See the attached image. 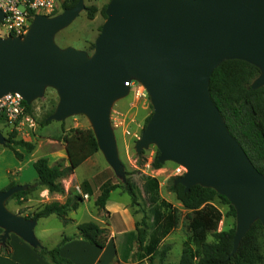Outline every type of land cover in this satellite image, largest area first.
Here are the masks:
<instances>
[{
  "label": "water",
  "instance_id": "obj_1",
  "mask_svg": "<svg viewBox=\"0 0 264 264\" xmlns=\"http://www.w3.org/2000/svg\"><path fill=\"white\" fill-rule=\"evenodd\" d=\"M86 9L78 0L55 15L36 14L23 36L0 37V97L20 92L28 104L56 89L59 101L46 120L84 114L117 176L127 181L111 123L114 103L135 80L147 90L153 112L136 141L141 154L151 144L161 163L186 172L175 179L188 191L215 189L236 209L234 255L253 223L264 225V174L229 131L211 97L214 70L228 59L256 65L252 88L264 86V0H110L94 50L56 42L58 32ZM5 18L0 8V22ZM6 136L0 129V144ZM29 184L0 190V234H16L33 247L38 218L12 211L7 201Z\"/></svg>",
  "mask_w": 264,
  "mask_h": 264
},
{
  "label": "trees",
  "instance_id": "obj_2",
  "mask_svg": "<svg viewBox=\"0 0 264 264\" xmlns=\"http://www.w3.org/2000/svg\"><path fill=\"white\" fill-rule=\"evenodd\" d=\"M77 2L78 0H63L62 9L72 7ZM106 6L102 9L105 18L107 17ZM86 10L88 17L93 19L98 8L91 5L87 6ZM57 13L58 11H55L53 15ZM94 46L95 43L91 44V48ZM259 74L260 69L248 61L242 59L224 60L211 76L210 92L229 131L240 142L259 171L264 174V86L252 88V83ZM25 107L28 113L34 114L33 104H28L25 101ZM54 110L55 107L49 114ZM150 116L147 117L145 126ZM64 141L70 165H65L63 161L50 164L47 157L37 158L34 167L38 177L29 183L26 190L15 193L12 197H22L42 189H48L49 193L64 194L66 188L62 179L74 173L77 167L99 151L98 141L91 127L70 128L64 136ZM17 146L24 147L28 153H32L35 149L34 143L17 138V134L13 132L7 138L4 147L13 150L18 159H23L24 154L16 148ZM143 153L144 151L141 154ZM158 156L159 150L152 162L154 168L163 166V163L159 162ZM10 178L11 181L6 189L18 184L12 175ZM176 178L171 179L169 188L176 194L182 205L191 211L189 215L191 235L183 243L181 257L177 264H260L262 257L258 244V228H264L262 222L257 220L253 223L238 251L233 255L236 225L229 229L219 230L223 212L214 201L220 200L228 204V214L233 217H236L235 207L227 197L211 187L197 184L186 191L184 185L175 183ZM142 181L141 186L131 178H127L126 182L106 181L101 185L95 203L99 210H104L113 190L120 188L128 193L131 196V205L140 206L144 212V216L136 224L135 236L138 241V249L133 254L132 261L143 262L146 259L152 261L158 252L161 255L160 259L163 260L167 250L171 248L166 245L160 249V246L177 227L178 210L161 196V182L157 176L143 174ZM86 185L87 182L83 183L84 188ZM84 199L77 191L70 190L64 202L53 200L41 203L26 217L39 219L56 214L62 218L64 223H68L72 221L68 217L69 212L78 209ZM78 231L80 237L99 247H105L108 242L109 231L96 221L78 224ZM210 235L213 237L212 240H209ZM73 237L64 236L52 248L42 244L35 249L40 255L48 258L52 264H74L72 260L62 256L60 251L61 246ZM0 254L3 256L12 255L9 239L3 243L0 238Z\"/></svg>",
  "mask_w": 264,
  "mask_h": 264
},
{
  "label": "rangeland",
  "instance_id": "obj_3",
  "mask_svg": "<svg viewBox=\"0 0 264 264\" xmlns=\"http://www.w3.org/2000/svg\"><path fill=\"white\" fill-rule=\"evenodd\" d=\"M110 0H85L86 7L95 5L98 8L93 19L88 17L87 10H83L80 15L67 27L57 33L56 42L61 47L72 46L78 49H85L90 53L94 50L91 48V44L95 43L97 35L101 31V26L105 21V16L102 13V9L108 4ZM58 5L56 11L61 12L63 0H57ZM2 37V36H0ZM132 82V85H131ZM129 83V82H128ZM131 86L130 93L119 100H117L112 108L111 123L114 129L118 150L121 160L124 163L127 178H131L136 181L140 186L142 184V175L150 174L157 176L161 182V196L171 202L178 210L179 222L176 228L164 239L160 249L166 245L171 249L167 250L163 260L160 259V252H158L155 258L150 261L149 259L143 262L135 264H177L181 257L183 243L191 235L190 218L191 211L186 209L182 203L177 199V196L169 188L170 181L174 177L183 175L186 172V168L173 161H166L160 168H154L152 162L157 156L158 148L155 144H151L147 149L143 150V154H138L135 148L136 141L139 139L142 130L144 129L146 119L153 112V107L150 101V96L145 87L135 81H130ZM59 101V96L53 87H47L43 96L36 98L32 104L34 106V114L32 115L35 120V125H27V134L15 131L10 125H7L4 121L0 120V129L8 138L11 133L15 132L17 138L24 139L26 141L35 144V149L32 153H28V158H36L44 153L51 154L52 150L56 153L65 152L64 136L72 127H91L90 120L84 114H76L68 117L63 121L50 120L47 122L46 118L49 113L56 108ZM56 105V106H55ZM50 139L57 140L60 146L51 147ZM18 147V146H17ZM16 147V148H17ZM93 158V165L88 170L87 165L83 164L78 168V174L80 177L88 176L92 174V168L106 167V172H103L98 179H102L106 175L109 179L107 181L112 182H124L123 179L116 175L114 170L106 161L101 151ZM67 154V152H66ZM13 150L4 147L0 144V164H3L7 168H10V173L13 175L14 160L17 161ZM22 160V159H19ZM58 161H63L60 159ZM57 161V162H58ZM65 163V162H64ZM184 167V168H182ZM185 169V170H183ZM128 173V174H127ZM70 176V175H69ZM65 178H68L65 177ZM65 178L62 179L65 184ZM7 187V185H6ZM3 187V189H6ZM0 189V190H3ZM70 190L77 191L76 184L73 185ZM40 191L24 195L22 197H10L7 201V206L15 212L20 214H31L33 210L41 203L50 201L46 197L39 196ZM30 197H34L36 200L28 201ZM41 197V198H40ZM44 199V200H42ZM111 200L121 202L132 207L134 213L138 217V221L144 216V212L138 205H131V196L120 190H114L111 194ZM215 204L223 212V218L219 224V230L229 229L236 225V217L230 216L229 205L215 200ZM30 204L27 206V204ZM71 217L82 221H90L96 215L95 211V196L93 195L90 200H86L81 207L75 212H71ZM119 215H116L114 221L118 219ZM151 220V217H149ZM43 228L47 229L46 233H43ZM76 231L75 223H64L62 218L57 215H51L49 217L40 218L35 233L43 245L53 244L54 241L60 236V239L69 234H73ZM3 232V230H2ZM1 232V233H2ZM0 233V234H1ZM46 235V239L44 237ZM212 235L209 236V240H212ZM59 242V241H57ZM258 244L261 253V262L264 264V228H258ZM48 247V246H47ZM50 248V247H49ZM138 246H133L131 250L137 249ZM46 258V257H45ZM48 259V258H47ZM132 262H130L131 264Z\"/></svg>",
  "mask_w": 264,
  "mask_h": 264
},
{
  "label": "crops",
  "instance_id": "obj_4",
  "mask_svg": "<svg viewBox=\"0 0 264 264\" xmlns=\"http://www.w3.org/2000/svg\"><path fill=\"white\" fill-rule=\"evenodd\" d=\"M50 140L51 142H53L50 143V146L52 148L55 146H60L59 143H56L58 142L57 140ZM17 149L24 154V157L22 160H14V170L12 172L13 175L10 173V168H7L3 164H0V189H3V187H6V185L10 183L11 175L13 176V179L21 184H29L33 182L38 177L37 171L34 167V162L39 157H47L50 164H55L58 160L64 159L65 165H70V160L68 159V155L66 154V145L64 153H56L52 150L51 154L44 153L41 156L33 159L27 157L28 152L24 147L18 146ZM97 154L98 153L96 152L80 166L86 164L88 170H90V167L93 165V158H96L95 156ZM80 166L77 167L74 173L68 176V178H65L64 185L66 188V192L64 194L49 193L48 189H42L39 192V196H41L42 198L46 197L47 200L51 199L50 201L59 200L61 202H64L69 194L70 188L76 184L81 186L82 192L84 191L83 193H87L89 195L88 198L84 199L82 204L86 200H90L93 195L95 196L96 200L97 196L100 193L101 185L109 179L106 175H104L102 179H98L103 172H106V167L100 169L92 168V174L80 177L78 174V168H80ZM86 182L87 185L84 188L83 183ZM118 190L124 192L120 188H118ZM32 200L36 199H34V197H30L28 199L29 202H31ZM128 203L129 202L122 204L121 202L112 201L111 195L106 202L104 210H99L98 206L95 203L96 215L92 218L93 220L90 221H96L100 226L106 227L109 231V238L105 247H99L79 236L78 224L87 221H82L77 218L75 219L70 215L72 214L71 212H75L76 210H78L82 204L78 209L70 211L68 217L72 219L71 222L75 223L76 231L73 234L67 235L74 237L61 246V255L72 260L74 264H130V262H132L131 264L138 263L132 261L133 254L137 251L138 248L135 250H131L133 246H138V241L135 236L138 217L134 213L132 207L128 205ZM30 204L28 203L27 206H29ZM22 215L26 216L28 214ZM116 215H119V217L116 221H114ZM39 220L40 218L38 219L37 224ZM2 230L3 229L0 227V233L2 232ZM42 232L46 233L47 229L43 228ZM61 236L62 235H60L53 244H48L46 246L50 248L56 246L63 238L62 237L60 239ZM44 237L45 239L47 238L46 235H44ZM9 240L12 247V255L3 256L0 254V264H52L49 259L40 255L35 247L24 241L18 235L12 233ZM41 243L43 244L44 242H42L41 240Z\"/></svg>",
  "mask_w": 264,
  "mask_h": 264
},
{
  "label": "built area",
  "instance_id": "obj_5",
  "mask_svg": "<svg viewBox=\"0 0 264 264\" xmlns=\"http://www.w3.org/2000/svg\"><path fill=\"white\" fill-rule=\"evenodd\" d=\"M57 5V0H0V8L5 13V18L0 22V36L25 35L36 14L53 15ZM0 117L19 134L28 135L27 125H35L34 117L26 110L24 97L16 91L0 97ZM76 188L84 198L89 197L82 192L80 185H76Z\"/></svg>",
  "mask_w": 264,
  "mask_h": 264
},
{
  "label": "clouds",
  "instance_id": "obj_6",
  "mask_svg": "<svg viewBox=\"0 0 264 264\" xmlns=\"http://www.w3.org/2000/svg\"><path fill=\"white\" fill-rule=\"evenodd\" d=\"M187 170V169H186Z\"/></svg>",
  "mask_w": 264,
  "mask_h": 264
}]
</instances>
